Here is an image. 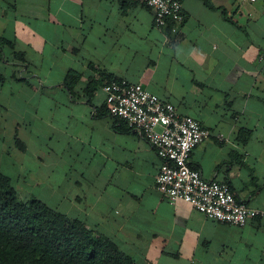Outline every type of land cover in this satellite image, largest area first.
<instances>
[{
	"label": "crops",
	"instance_id": "obj_1",
	"mask_svg": "<svg viewBox=\"0 0 264 264\" xmlns=\"http://www.w3.org/2000/svg\"><path fill=\"white\" fill-rule=\"evenodd\" d=\"M183 10L173 35L133 0H0V120L38 198L134 264H264V218L235 227L171 205L154 148L105 107L108 77L172 103L212 133L191 166L264 211V0H185ZM70 71L82 75L73 92Z\"/></svg>",
	"mask_w": 264,
	"mask_h": 264
},
{
	"label": "built area",
	"instance_id": "obj_2",
	"mask_svg": "<svg viewBox=\"0 0 264 264\" xmlns=\"http://www.w3.org/2000/svg\"><path fill=\"white\" fill-rule=\"evenodd\" d=\"M133 1L152 10L157 28L165 29L172 24L173 35L178 34L185 20V0ZM243 1L255 4L259 0ZM102 89L108 114L144 137L160 158L157 189L171 205L188 203L207 218L235 227L264 218V211L238 200L227 183L207 180L191 166L193 150L212 136L196 119L180 114L172 103L142 84L117 79L106 82Z\"/></svg>",
	"mask_w": 264,
	"mask_h": 264
},
{
	"label": "trees",
	"instance_id": "obj_3",
	"mask_svg": "<svg viewBox=\"0 0 264 264\" xmlns=\"http://www.w3.org/2000/svg\"><path fill=\"white\" fill-rule=\"evenodd\" d=\"M5 44L2 39L0 45ZM16 59L24 64L21 55ZM81 78L79 72L70 71L64 85L73 92ZM112 80L117 79L107 78ZM95 87L90 82L89 96ZM0 264H134V260L83 221L69 218L37 197L22 201L0 164Z\"/></svg>",
	"mask_w": 264,
	"mask_h": 264
},
{
	"label": "rangeland",
	"instance_id": "obj_4",
	"mask_svg": "<svg viewBox=\"0 0 264 264\" xmlns=\"http://www.w3.org/2000/svg\"><path fill=\"white\" fill-rule=\"evenodd\" d=\"M2 114V109L0 107V116H2ZM8 131L9 129L4 128L3 122L0 120V164L2 172L6 176L9 175L12 177V183L15 189L18 191L19 198L22 201H27L31 197H41L42 199H46V197H43L35 187L25 184L22 177V172L20 171V166L18 164V157L15 154L17 153L15 149H18L19 146L15 140L10 138L11 134ZM10 148L13 151V154L8 156L7 154H10ZM27 197L29 198L26 199Z\"/></svg>",
	"mask_w": 264,
	"mask_h": 264
}]
</instances>
